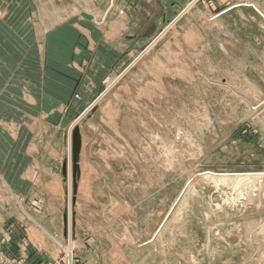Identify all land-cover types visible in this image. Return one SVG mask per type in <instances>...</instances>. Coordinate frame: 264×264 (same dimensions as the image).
I'll return each instance as SVG.
<instances>
[{
	"label": "rangeland",
	"instance_id": "rangeland-1",
	"mask_svg": "<svg viewBox=\"0 0 264 264\" xmlns=\"http://www.w3.org/2000/svg\"><path fill=\"white\" fill-rule=\"evenodd\" d=\"M114 4L124 21L130 3ZM32 5L39 33L18 35L44 49L45 30L91 25L95 13L104 23L112 10L109 0H0V18L12 9L30 18ZM162 12L146 5L145 13ZM167 13L147 21L143 38L152 41L67 131L65 187L51 201L64 231L52 235L51 255L24 244L29 254L15 256L13 245L0 264H69L70 255L72 264H264V19L245 10L211 20V0H193L174 21ZM156 25L165 27L153 35ZM30 58L25 48L23 66H14L25 81ZM108 103L113 110L99 111ZM5 121L0 136H15ZM76 126L81 153L83 135L91 145L87 177L75 178L71 159V246L65 183ZM81 162L80 154L79 170ZM8 196L31 218L45 212V198Z\"/></svg>",
	"mask_w": 264,
	"mask_h": 264
},
{
	"label": "crops",
	"instance_id": "crops-1",
	"mask_svg": "<svg viewBox=\"0 0 264 264\" xmlns=\"http://www.w3.org/2000/svg\"><path fill=\"white\" fill-rule=\"evenodd\" d=\"M109 1L112 10L110 18L106 14L109 20L104 23V13H95L91 14L94 19L91 25L87 20L80 25L66 24L59 31L56 27L45 30L49 34L46 49L39 40L38 43L32 42L30 47L25 46L23 35H18H34L39 31V13L34 12L33 5L30 18L17 9L0 18V98L3 99L0 102V120H6L5 125L18 132L15 136L7 133L0 136V256L7 252L6 247L13 245L21 248L15 251V256L25 252L29 254L27 249L24 251V244L33 246L32 253L36 249L39 254L51 255V242L55 243L52 235L57 229L61 233L64 231L62 220L56 224L58 214L51 201H58L56 198L60 196L56 192L64 190V144L69 127L129 65L136 62L152 41L143 38L144 26L150 24L147 21L154 19L158 22L156 19L159 17L165 18L164 12L168 17V9L172 12L171 21H174L193 0ZM122 1L129 2L130 6L123 15L124 21L120 22V11L114 10V3ZM152 3L154 11L163 10L162 16L145 13L146 5ZM245 10L264 19V0H211V20ZM163 28L156 25L153 35H158ZM25 48L31 50L28 81L14 69V66H23ZM76 94L81 100L75 99ZM108 105L100 107L99 111L106 113L114 109ZM116 109L118 116L111 122L118 127L121 108ZM7 114L10 118H6ZM14 123L15 127L10 125ZM26 130L29 132L24 133ZM90 145L91 141L83 135L82 165L78 177L89 175L84 166ZM35 191L40 197H35ZM8 195H12L15 201L17 198L24 201L28 197L33 200L45 198L46 204L42 205L45 212H32L31 218L24 208L21 209L22 204H10ZM20 229H25L28 240L20 234ZM34 235L42 240V245L30 239ZM28 241L30 243H24Z\"/></svg>",
	"mask_w": 264,
	"mask_h": 264
},
{
	"label": "bare ground",
	"instance_id": "bare-ground-1",
	"mask_svg": "<svg viewBox=\"0 0 264 264\" xmlns=\"http://www.w3.org/2000/svg\"><path fill=\"white\" fill-rule=\"evenodd\" d=\"M192 7V6H191ZM190 7V8H191ZM94 105H91V107H93ZM91 109V108H90ZM88 112V111H87ZM87 112H85L87 114ZM92 112V110H91ZM85 113L83 116H85ZM77 121V120H76ZM77 127V126H76ZM75 129V128H74ZM74 129H73V132H74ZM71 138V137H70ZM72 138H73V133H72ZM70 141V140H69ZM68 141V142H69ZM72 142V139L71 141ZM72 145V144H71ZM70 145V149H69V152L71 155V150H72V146ZM71 156H69V163H68V171H69V179H68V183H65L66 186H67V198H68V222H69V228H70V232H68L69 234V243L71 244L72 246V230H71V227H72V224L74 222V209H73V206H72V194H73V178H72V161H71ZM75 178H76V175H75ZM65 187V186H64ZM240 193V192H239ZM242 198V197H241ZM70 264V263H69Z\"/></svg>",
	"mask_w": 264,
	"mask_h": 264
},
{
	"label": "water",
	"instance_id": "water-1",
	"mask_svg": "<svg viewBox=\"0 0 264 264\" xmlns=\"http://www.w3.org/2000/svg\"><path fill=\"white\" fill-rule=\"evenodd\" d=\"M97 105V103H95ZM97 106H94L92 109V113L96 111ZM82 147V137L79 127H75L72 138V160H73V169L77 179V173L79 171V160L81 154ZM67 219V218H66ZM66 223V220H65ZM70 264H72V255H70Z\"/></svg>",
	"mask_w": 264,
	"mask_h": 264
}]
</instances>
